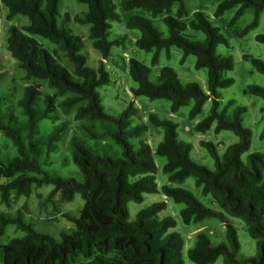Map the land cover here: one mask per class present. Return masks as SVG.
<instances>
[{"label": "trees", "instance_id": "16d2710c", "mask_svg": "<svg viewBox=\"0 0 264 264\" xmlns=\"http://www.w3.org/2000/svg\"><path fill=\"white\" fill-rule=\"evenodd\" d=\"M76 1L87 5L83 16H75L74 21L88 25V38L101 57L96 69L87 66L85 56L80 53L82 38L65 26L70 20L69 15L60 17L59 0H0V13L1 8H5L7 21L18 15L28 20V24L22 27L10 24L4 36L5 47L17 68L22 70L23 79L45 81L53 90L52 94L41 98L39 84L32 83L23 88L17 105L27 117L26 144L19 130L0 117V131L19 153L6 164L0 162V179H8L0 183V202L9 205L12 195L14 198L29 197L32 187L42 184H52L49 195L58 193L63 202L71 201L76 194L84 201L78 216L64 215L73 223L74 229L61 233L59 239L35 230L18 210L14 215L0 211V236L9 224L25 233L2 246L1 264H183L184 239L177 232L170 231L176 221L172 217L158 218V213L166 208L165 201L152 203L139 210L134 220L129 219L128 202L141 203L145 194L158 192L183 204L180 217L185 224L200 223L207 218L219 219L224 224L227 243L212 244L206 233H196L194 244L186 251L193 263L212 264L222 256L224 264H264V153L249 154L244 164L240 157L250 147V131L242 125V114L246 109L235 106L232 116L226 117L227 106L233 104L228 101L224 109L218 111L217 90L233 83L232 78L223 77V72L234 66L230 55L216 53L217 45H228L219 28L213 26L200 10L194 11L187 23L183 22L182 18L187 14L183 0H121L124 10L139 8L153 17L164 15L167 35H163L150 18L133 15L126 21L127 28L139 31L135 46L153 52L152 65L158 63L162 49L168 53L174 46L182 52L181 62L186 56L193 55L194 67L206 69L205 91L195 82L181 84L170 66L162 67L156 80L150 81V68L142 62L130 58L125 65L136 83V87L130 89L131 94L149 100L166 99L170 101L172 113L193 101L188 112V117L193 119L205 102L211 100L209 114L194 125V130L204 133L215 123V132L229 130L238 141L229 145L221 157L213 143L200 142L214 159L215 168L210 170L190 158L191 145L178 140L177 125L171 120L149 113L147 122L163 129L162 139L154 149L142 140L133 147L127 140L141 137L148 130V124L144 122L131 126L130 119L137 111L134 104L130 102L116 118L104 112L97 88L110 79L103 61L109 58L111 48L124 45L126 38L109 39L110 21L119 19L112 0ZM175 4L177 9L172 15ZM232 8L236 10L229 26L245 10L253 12L251 22L237 33L243 36L257 25L259 14L264 11V0H220L213 16L220 17ZM188 28L202 32L204 38L188 39L184 33ZM34 36L47 39L56 48L50 52ZM255 40L264 44V33L257 34ZM59 51L71 62V72L59 62ZM242 58L249 60L254 69L264 75L263 60L249 54H243ZM244 92L264 99V86L249 85ZM73 106H77L76 120L115 122L117 130L110 135L122 147L118 158L101 156L83 139L73 136L70 139L71 158L82 174V181L44 172L37 160L39 150L34 142L41 119L56 120V110L66 114ZM12 120L9 115L8 122ZM65 127V122H60L46 136L49 152L54 149V142L59 140ZM88 133L92 137L99 136L90 130ZM261 137H264V129ZM154 155L165 158L162 172L167 183L161 186L156 181ZM188 177L194 178L203 195L211 196L219 210L204 206L188 190L173 186ZM228 216L242 220L249 236L255 240L254 255L237 258L240 244ZM80 256L86 261H78Z\"/></svg>", "mask_w": 264, "mask_h": 264}, {"label": "rangeland", "instance_id": "374dc122", "mask_svg": "<svg viewBox=\"0 0 264 264\" xmlns=\"http://www.w3.org/2000/svg\"><path fill=\"white\" fill-rule=\"evenodd\" d=\"M115 4V13L119 19L112 20L109 31V39L117 37L126 38V42L121 46H113L110 50V56L103 61L106 70L109 73V82L97 88L100 103L104 112L111 117H118L120 113L128 106L130 102L137 109L132 118L131 126L140 124L141 122L148 124L149 113H155L160 118L171 120L177 125V138L179 141L189 143L191 145L190 158L200 165L214 170V159L211 157L206 147L200 142L207 141L215 145L218 155L221 157L227 147L238 141L237 136L229 130H221L215 132L213 123L212 127L204 133L194 130V125L207 116L211 108V100L208 99L203 105L200 113L193 119L188 117V112L193 104L190 101L187 105L180 107L176 112L170 111V101L166 99L149 100L145 96L135 97L131 94L130 89L136 87V83L131 79L125 65L130 58H134L150 68L149 80L155 81L159 71L164 66L172 67L177 73L181 84L189 82L197 83L203 90H207L206 69H196L194 67L195 56L188 55L181 62L182 52L177 47H170L168 53L162 49L159 53L158 63L151 64L153 52H146L138 49L134 41L139 36V31L129 29L126 21L133 15L147 17L152 20L155 27L167 35V29L163 22V16L153 17L150 13L142 9L124 10L121 6V0H112ZM220 0H183L186 15L182 21L187 23L192 19V14L196 10L204 12L211 24L219 28L221 34L226 38L228 45L219 44L216 46L218 55H230L234 61L232 70L223 72V77L232 78L233 83L225 88H219V107L221 112L227 105L228 101L233 104L227 106L225 111L226 117L232 116L235 106L245 107L242 114V125L250 131V147L248 151L242 153L241 160L245 164L247 156L253 152L264 153V137L261 132L264 129V99L258 96L250 95L244 92L249 85L264 86V75L257 72L249 60L242 58L243 54H249L253 57L260 58L264 61V44L255 40V36L264 33V11L260 12L258 23L250 29L245 35L238 36L245 25L251 22L253 12L247 9L229 26L228 23L233 17L236 8H232L223 13L220 17H214L213 11ZM177 9L175 4L171 9L174 15ZM87 11V5L77 2L76 0H59L58 12L62 15H69L70 20L65 26L83 40V47L80 51L86 58V65L96 69L101 60L99 52L92 46L91 40L88 38V25L80 24L74 21L75 16H83ZM5 8H1L0 13V117L10 126L19 130L23 141L26 144L27 117L22 109L17 105L23 88L28 84L40 85V97L45 94H52L45 81L37 79H23L22 70L17 68L15 60L5 47V32L10 24L22 27L28 24V20L23 16H16L11 21L5 19ZM185 35L190 40H202L204 34L200 31L187 29ZM41 46L52 52L56 45L40 36H34ZM59 62L64 65L70 72L72 64L65 57L64 53L58 52ZM76 79V78H75ZM77 106H73L71 110L64 114L61 110H56L57 119H41L38 122V130L34 136V142L39 150L37 160L41 169L51 176H59L62 178H74L82 181V174L71 158L70 139L77 136L85 141L87 146L95 153L101 156L118 158L121 156L122 147L110 135V132L117 130V124L111 121H90L89 119L76 120L74 114ZM9 115H12V121L8 122ZM65 122L66 127L60 134L58 141L54 142V149L50 152L47 150L45 143L46 136L51 132L54 125ZM88 130L99 134L98 137H92ZM163 129L148 124V130L145 134L138 138H129L127 141L136 147L139 141L147 142L152 149L161 141ZM19 153L10 139L5 137L0 131V162L6 164ZM157 165L156 181L159 185L167 183V177L162 172V165L165 158L154 155ZM264 180V172L262 173ZM8 179L1 178L0 183ZM173 186L180 187L191 192L196 199L204 206L219 210L213 203L210 195H203L201 189L195 185L193 177H188L181 183H174ZM52 184H42L39 187L33 186L29 197L20 196L10 199L9 205L0 202V211L14 215L16 211H20L22 218L33 226L39 232L46 233L59 239L61 233L71 232L74 229L73 223L64 215L68 213L72 216H78L83 206V199L76 194L69 202H63L59 199V194L49 195L52 190ZM166 202V208L158 213V218L172 217L176 221V226L170 231L177 232L184 239V248L182 250L183 264H195L186 254V251L195 242L196 232L202 230L207 234L212 244L219 242L227 243L224 224L216 218H207L200 223L185 224L180 217V209L183 207L181 203H175L160 192L154 194H145L141 203L133 201L128 202L129 219L134 220L137 212L155 202ZM228 219L236 229L240 248L237 258L242 259L252 256L256 253L255 240L252 239L241 219L228 216ZM25 233L17 229L14 225L9 224L5 227L3 234L0 236V264L2 257V246L10 239L22 237ZM78 261H86L82 256ZM212 264H224L222 256Z\"/></svg>", "mask_w": 264, "mask_h": 264}, {"label": "crops", "instance_id": "0c3cea01", "mask_svg": "<svg viewBox=\"0 0 264 264\" xmlns=\"http://www.w3.org/2000/svg\"><path fill=\"white\" fill-rule=\"evenodd\" d=\"M157 184H158V183H157ZM158 186H161V185L158 184ZM199 231H202V230H198L196 233H198Z\"/></svg>", "mask_w": 264, "mask_h": 264}]
</instances>
